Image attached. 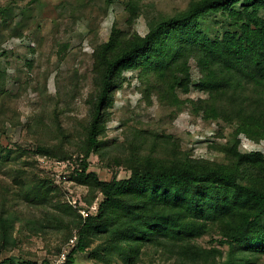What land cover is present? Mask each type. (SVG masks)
Wrapping results in <instances>:
<instances>
[{"label":"trees","instance_id":"16d2710c","mask_svg":"<svg viewBox=\"0 0 264 264\" xmlns=\"http://www.w3.org/2000/svg\"><path fill=\"white\" fill-rule=\"evenodd\" d=\"M125 7L127 28L113 26L109 39L93 50L90 114L79 129L85 139L75 179L103 200L96 215L79 216L77 242L63 264H75L76 255L94 243L91 255L108 263L118 255L124 264H139L151 252L171 264H256L264 256V153L242 149L241 136L264 143V0H191L173 16L147 15L142 0H127ZM8 10L2 8L0 14ZM143 15L148 32L142 36L133 29ZM2 43L0 58L7 53ZM25 66L33 68L30 61ZM194 67L201 74L197 82L192 80ZM125 73L131 75L129 82ZM6 76L0 59V122L12 96ZM133 82L147 104L155 100L165 109L185 107L216 123L219 133L227 130L220 143H213L220 157H194L176 141H140L117 162L136 170L133 176L102 180L89 171L91 155L101 156L108 111L117 93ZM55 149L36 151L69 158L63 146ZM0 151H5L1 144ZM10 156L11 151L0 155V164L10 162ZM11 194L8 190L4 196ZM27 197L41 199L34 190ZM4 213L2 244L11 243L13 228ZM210 233L228 245L226 260L218 248L197 245ZM14 260L0 264H16Z\"/></svg>","mask_w":264,"mask_h":264},{"label":"rangeland","instance_id":"374dc122","mask_svg":"<svg viewBox=\"0 0 264 264\" xmlns=\"http://www.w3.org/2000/svg\"><path fill=\"white\" fill-rule=\"evenodd\" d=\"M126 1L0 0V9H9V13L0 14V41L7 52L0 59L1 67L7 68L6 88L12 94L0 122L5 124L4 129L0 127L3 154L11 151L10 162L0 164V216L6 210L13 225L11 243L5 244L0 227V260L63 264L77 242L79 216L86 218L98 212L103 196L75 179L81 170L80 149L85 139L79 129L90 114L93 50L109 39L113 26L127 28ZM190 1L142 0V4L147 15L173 16L184 12ZM214 20L212 17L208 22L213 24ZM133 30L142 36L148 32L145 15ZM28 61L33 64L30 70L25 66ZM200 77L194 67L192 80L197 82ZM124 80L129 82L131 75L125 73ZM191 96H198L195 89ZM108 112L101 156L94 153L89 159V171L102 180L115 176L126 179L136 173L117 162L140 141H176L194 157L212 159L220 157L213 143H220V135L228 132L219 133L216 123L194 116L188 108L165 109L155 100L147 104L136 91L135 82L117 93ZM141 132L143 137L135 138ZM58 146H63L69 158H53V154L36 151L48 147L56 152ZM241 146L245 151L264 153V143L244 136ZM8 190H12L9 198L4 196ZM31 190L41 199L28 198ZM221 240L217 233H210L196 243L218 248L224 261L229 247ZM96 244L76 255L75 264H124L118 255L110 263L94 258L91 251ZM139 264L171 263L149 252ZM256 264H264V256Z\"/></svg>","mask_w":264,"mask_h":264},{"label":"built area","instance_id":"2783aa9c","mask_svg":"<svg viewBox=\"0 0 264 264\" xmlns=\"http://www.w3.org/2000/svg\"><path fill=\"white\" fill-rule=\"evenodd\" d=\"M59 164V163H58Z\"/></svg>","mask_w":264,"mask_h":264}]
</instances>
